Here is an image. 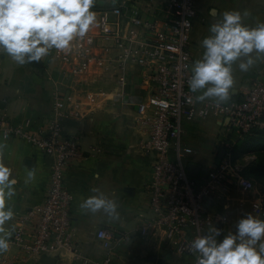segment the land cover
<instances>
[{
  "label": "built area",
  "instance_id": "1",
  "mask_svg": "<svg viewBox=\"0 0 264 264\" xmlns=\"http://www.w3.org/2000/svg\"><path fill=\"white\" fill-rule=\"evenodd\" d=\"M131 0H121L111 9L97 13L99 21L88 35L74 41L71 51H61L63 79L56 82L52 117L40 130L31 121L6 129L24 138L51 160L49 183L42 202L17 216L9 237L10 247L35 259L78 253L73 238V196L65 173L74 159L83 157L80 138L64 131L71 115L81 116L85 102L90 109L102 99H124L128 68L139 66L146 94L135 116L136 127L146 134L142 148L154 155L152 180L144 191L148 196V217L139 227L144 238L162 232L176 253L199 264L192 240L208 234L212 225L225 226L229 217L207 207L218 185L229 184L246 191L255 182L244 173L247 164L236 155L235 142L224 143L212 167L201 168L196 177L188 172L196 149L182 142L187 123L217 116L238 138L264 130V72H257L250 87L226 102L197 99L187 84L193 61L191 32L198 18L199 0H138V9L127 15ZM132 2V1H131ZM140 6V7H139ZM95 68L114 82L111 89L90 79ZM258 217L264 218V198L252 202ZM98 238L106 254L104 264H135L125 261L118 248L127 234L100 228ZM6 252L0 264H7Z\"/></svg>",
  "mask_w": 264,
  "mask_h": 264
},
{
  "label": "crops",
  "instance_id": "2",
  "mask_svg": "<svg viewBox=\"0 0 264 264\" xmlns=\"http://www.w3.org/2000/svg\"><path fill=\"white\" fill-rule=\"evenodd\" d=\"M120 1L96 0L94 8L98 13L117 6ZM131 1L125 9L127 15L138 9L134 3L138 0ZM198 8L199 15L191 32L193 60L203 52L200 41L209 34L210 23L222 16L224 10L239 9L242 14L247 10L243 23L249 25L264 21V0H199ZM61 51L53 48L41 60L23 64L0 52V159L11 166L17 181L13 185L15 192L8 199V205L15 212L6 222L11 234L17 226V216L42 202L49 183L51 160L26 139L9 135L6 129L27 121L32 122L33 130L47 125L52 117L56 82L63 79ZM233 68L235 84L230 99L250 87L257 72H264V53L256 57L247 71L239 68V61L233 63ZM90 79L108 89L115 85L100 68L93 70ZM141 80L139 66L130 65L124 99L104 98L93 109L85 102L80 117L71 114L64 122L65 133L80 138L83 152V157L74 159L65 173L67 187L73 196V238L78 253L67 250L63 256H52L55 264H104L106 250L97 235L103 227L127 234L117 250L125 261L158 264L151 260L158 255L164 264H192L188 257L167 245L162 232L149 238L139 235L138 229L148 217V196L144 188L152 180L155 159L142 148L147 136L136 127L134 120L146 94ZM207 100L217 101L215 97H205L201 101ZM240 139L243 138L232 133L226 121L212 115L203 121L187 123L182 142L196 149L192 164L207 168L217 162L224 143L232 141L237 147ZM240 158L248 166L255 190L249 192L235 185H218L216 196L207 207L229 217L224 227L219 226L224 229L219 239L229 229L236 231L240 217L249 212L257 216L252 202L258 197L264 198V131L247 143ZM31 170H35L34 178L29 176ZM93 194L115 199L118 214L109 215L103 209L93 212L83 207V199ZM5 254L7 264H43L41 258L35 259L12 247Z\"/></svg>",
  "mask_w": 264,
  "mask_h": 264
},
{
  "label": "clouds",
  "instance_id": "3",
  "mask_svg": "<svg viewBox=\"0 0 264 264\" xmlns=\"http://www.w3.org/2000/svg\"><path fill=\"white\" fill-rule=\"evenodd\" d=\"M96 0H0V52H5L21 64L41 60L55 48L71 51L73 42L85 38L98 24L94 8ZM239 9H226L209 25V34L200 44L202 54L190 66L189 89L198 93L197 99L215 97L217 102L230 99L235 84L233 63L247 71L257 56L264 53V21L255 26L243 23ZM203 89L201 92L200 90ZM13 169L0 159V253L11 245L7 228L15 212L8 199L17 182ZM35 177V170L29 172ZM82 206L93 212L103 209L117 215L115 199L103 194L85 197ZM217 225L208 234L192 240L198 250L199 264H264V218L249 212L236 223V231Z\"/></svg>",
  "mask_w": 264,
  "mask_h": 264
},
{
  "label": "water",
  "instance_id": "4",
  "mask_svg": "<svg viewBox=\"0 0 264 264\" xmlns=\"http://www.w3.org/2000/svg\"><path fill=\"white\" fill-rule=\"evenodd\" d=\"M200 166L197 165V164H190L189 165V168H188V172L190 175L196 177L200 171ZM151 260L153 262H157L158 264H164V260L163 259H160L158 257V255H154L151 257ZM40 262L43 263V264H55V258L51 257V256H43L41 259H40Z\"/></svg>",
  "mask_w": 264,
  "mask_h": 264
},
{
  "label": "trees",
  "instance_id": "5",
  "mask_svg": "<svg viewBox=\"0 0 264 264\" xmlns=\"http://www.w3.org/2000/svg\"><path fill=\"white\" fill-rule=\"evenodd\" d=\"M262 131H264V130L256 131V132H254L253 134L246 135L243 139H240V140L238 141L239 144H238V146H237L236 149H235V153H236V155H237L238 157H241V156H242V152H243L245 146L247 145V143H248L250 140H252V139L255 137V135H257L259 132H262ZM244 173H245V175H246L247 177L251 178V177L249 176V173H248V166L246 167Z\"/></svg>",
  "mask_w": 264,
  "mask_h": 264
}]
</instances>
